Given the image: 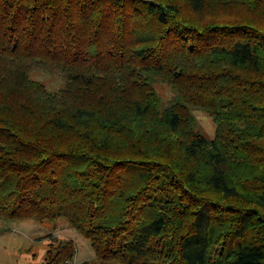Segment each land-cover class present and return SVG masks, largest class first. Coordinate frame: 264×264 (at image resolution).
Returning <instances> with one entry per match:
<instances>
[{"label": "trees", "instance_id": "obj_1", "mask_svg": "<svg viewBox=\"0 0 264 264\" xmlns=\"http://www.w3.org/2000/svg\"><path fill=\"white\" fill-rule=\"evenodd\" d=\"M0 220L99 264H264V0H0Z\"/></svg>", "mask_w": 264, "mask_h": 264}, {"label": "rangeland", "instance_id": "obj_2", "mask_svg": "<svg viewBox=\"0 0 264 264\" xmlns=\"http://www.w3.org/2000/svg\"><path fill=\"white\" fill-rule=\"evenodd\" d=\"M44 84L51 92H57L64 87V80L57 75L41 72L31 76ZM155 90L163 106H167L173 96L171 88L156 82ZM196 129L207 139L214 137L215 125L211 119L200 111H192ZM54 239L71 240L76 246V255L68 264H99L94 259V253L82 236L76 233L63 220L55 225L38 224L34 221L4 222L0 220V264H42L47 244Z\"/></svg>", "mask_w": 264, "mask_h": 264}]
</instances>
